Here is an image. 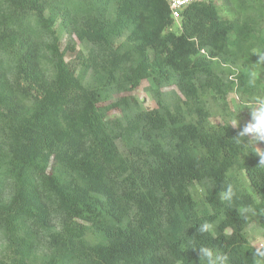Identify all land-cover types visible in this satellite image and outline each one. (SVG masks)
<instances>
[{
	"label": "trees",
	"instance_id": "1",
	"mask_svg": "<svg viewBox=\"0 0 264 264\" xmlns=\"http://www.w3.org/2000/svg\"><path fill=\"white\" fill-rule=\"evenodd\" d=\"M175 23L164 0H0V264H256L263 141L238 133L264 98V0Z\"/></svg>",
	"mask_w": 264,
	"mask_h": 264
},
{
	"label": "clouds",
	"instance_id": "2",
	"mask_svg": "<svg viewBox=\"0 0 264 264\" xmlns=\"http://www.w3.org/2000/svg\"><path fill=\"white\" fill-rule=\"evenodd\" d=\"M175 22V24H177L178 20ZM232 123L235 125L237 121L233 120ZM238 136L240 138L253 136L256 139L264 141V100L258 101V106L251 112L250 121L239 131ZM239 142L240 140H237V143ZM258 156L260 157L259 164L264 166V154ZM236 195L237 189L232 183H226L219 192V198L230 204L233 202ZM237 211L245 218H247L248 214L255 215L254 206L251 205L240 206ZM262 211H264V209H262ZM212 229L213 225L211 223L204 222L199 225L197 231L200 233H209ZM191 249L198 251L201 264H230V258L227 254H219L208 246L193 247ZM254 256L256 258V264H264V244L260 245V249L254 253Z\"/></svg>",
	"mask_w": 264,
	"mask_h": 264
},
{
	"label": "rangeland",
	"instance_id": "3",
	"mask_svg": "<svg viewBox=\"0 0 264 264\" xmlns=\"http://www.w3.org/2000/svg\"><path fill=\"white\" fill-rule=\"evenodd\" d=\"M223 13V12H222ZM62 48H64L66 43V38L64 37L62 39ZM77 50L81 49V45L77 44ZM84 50V48H83ZM148 87V82H142L141 86L135 90L132 95L135 96V98L141 103L142 108L144 109H152L155 107L154 101L151 99L149 93L145 90ZM260 100H264L262 97ZM259 100V101H260ZM238 100L235 96H231V104L233 110H237ZM258 106V102L254 104V108ZM251 112L252 110H239L240 116L242 117L243 121L245 123H248L251 119ZM113 116L117 115V113L112 114ZM256 148L260 153L264 150V141L262 143H259L256 140H253ZM245 236L248 240V242L255 248L260 249V245L264 244V231L260 229L256 222H252L247 229L245 230Z\"/></svg>",
	"mask_w": 264,
	"mask_h": 264
},
{
	"label": "built area",
	"instance_id": "4",
	"mask_svg": "<svg viewBox=\"0 0 264 264\" xmlns=\"http://www.w3.org/2000/svg\"><path fill=\"white\" fill-rule=\"evenodd\" d=\"M168 5L169 12L173 20L179 19L180 11L188 6L189 4L204 2L206 0H164Z\"/></svg>",
	"mask_w": 264,
	"mask_h": 264
}]
</instances>
